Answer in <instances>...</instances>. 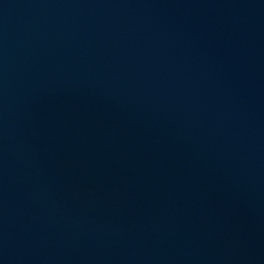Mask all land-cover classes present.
Listing matches in <instances>:
<instances>
[{"label": "water", "instance_id": "water-1", "mask_svg": "<svg viewBox=\"0 0 264 264\" xmlns=\"http://www.w3.org/2000/svg\"><path fill=\"white\" fill-rule=\"evenodd\" d=\"M0 264H264V0H0Z\"/></svg>", "mask_w": 264, "mask_h": 264}]
</instances>
